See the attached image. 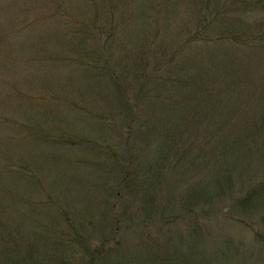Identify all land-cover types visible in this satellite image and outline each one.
<instances>
[{
    "label": "trees",
    "instance_id": "trees-1",
    "mask_svg": "<svg viewBox=\"0 0 264 264\" xmlns=\"http://www.w3.org/2000/svg\"><path fill=\"white\" fill-rule=\"evenodd\" d=\"M38 2L55 25H38V49L67 69L56 100L70 115L57 121L73 128L62 125L48 144L78 152L75 166H98L100 184L94 174L89 184L101 195L95 217L84 220L70 201L89 184L71 177L80 192L47 180L46 189L39 165L0 145V264H228L238 248L211 239L219 212L241 223L263 212L258 227L246 225L264 243V88L245 64L262 48L264 59V19H243L264 12V0H143L130 10L123 0H94L92 16L30 0ZM183 4L189 17L178 27ZM44 108L57 117V105ZM77 114L86 123L69 121ZM245 162L244 187L237 168ZM172 173L198 175L178 213L160 202Z\"/></svg>",
    "mask_w": 264,
    "mask_h": 264
},
{
    "label": "rangeland",
    "instance_id": "rangeland-1",
    "mask_svg": "<svg viewBox=\"0 0 264 264\" xmlns=\"http://www.w3.org/2000/svg\"><path fill=\"white\" fill-rule=\"evenodd\" d=\"M57 1H61V4H69L74 13L83 11L87 16L94 14L89 11V3L94 0H88V2L86 0ZM123 1L126 2V8L129 10V6L142 5L143 2V0ZM84 3H87V6ZM24 6L30 7L31 10H24ZM93 10L99 12L95 8ZM179 12L174 24L179 23L178 27H183L188 20L189 9L183 4L180 6ZM260 18L264 19V12L250 13L243 17L249 23H254ZM38 25L41 30H52L55 27L49 19L48 11L41 8L39 2L32 3L31 6L30 0H0V145L6 146L10 150L15 148L19 157L27 160L30 166L34 165L33 169L36 170V164L39 165L43 186L46 189H49L47 186L49 183L52 187L70 188L72 192H80L79 187H72L69 184L70 178L76 179L80 185H86L89 184L94 174L96 182L100 184L99 177L97 178L100 168L93 166L91 172L90 164L81 161L75 166L73 158L74 155L75 157L76 155L80 156L78 152L69 153L65 149L58 148L54 143L48 144L62 125L63 129L61 130L66 132H72L73 128L71 123L57 121L62 116L64 119L66 112L70 115L69 108L61 106V103H65L64 99L60 97L56 100L62 94V89L64 90L66 87L63 81L67 69L62 65H52L45 59L42 48L41 51L38 49V42L43 41ZM245 64L249 67L251 82L255 86L264 88L263 48L259 52L249 54ZM58 72L62 74H58ZM54 81L57 86L54 85ZM55 105L58 107L57 117L52 116L44 108L55 107ZM52 112L55 110L52 109ZM68 119L69 121L72 119L78 121V126L81 122L86 123V119L82 115H78L75 120L73 116ZM23 131L28 133L37 131L40 137L27 139L24 135L28 133L24 134ZM9 135L14 136L10 141ZM35 158L39 160L38 163H33ZM248 167L250 165L248 166L247 162L238 165L239 183L237 185L242 184L245 187L249 183ZM261 169L264 173V161ZM172 175L179 174L172 173L168 182H163L165 185L161 187L163 195L160 202L167 209L170 208V211L178 213L182 208L180 194L185 190L187 183L197 180L198 175L195 174L194 179L183 177L184 179L181 180L172 177ZM262 175L259 174L257 178ZM96 185H87L86 191L80 195L76 193L75 199L70 201L71 206L77 207L80 214L83 213L86 216L82 217L84 220L91 219L88 218L91 215L95 217V206L101 195V190L96 189ZM61 198L62 201L68 202L67 198L63 196ZM51 199L55 200V197L51 195ZM62 201L59 200L60 203ZM83 203L86 206L82 208L81 204ZM224 205L225 203L221 204V206ZM68 206L67 203H64L62 207L66 209ZM59 208L61 209V207ZM50 210L54 213L53 208ZM262 214L263 212H257L246 218L243 223L238 220H224L221 212L213 214L215 216L213 218L218 220L217 222L211 220L214 224L211 229V239L220 242L228 238L233 246L238 248V251L228 259V264H264V243L257 240L250 226L246 225V223H252L258 227ZM226 262L227 260L219 264Z\"/></svg>",
    "mask_w": 264,
    "mask_h": 264
}]
</instances>
